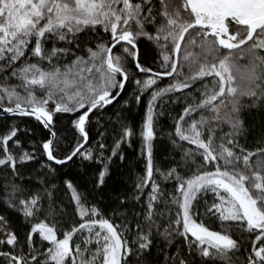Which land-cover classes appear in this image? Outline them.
I'll return each instance as SVG.
<instances>
[{"label": "snow or ice", "instance_id": "6c2138e0", "mask_svg": "<svg viewBox=\"0 0 264 264\" xmlns=\"http://www.w3.org/2000/svg\"><path fill=\"white\" fill-rule=\"evenodd\" d=\"M0 264H264V0H0Z\"/></svg>", "mask_w": 264, "mask_h": 264}, {"label": "trees", "instance_id": "16d2710c", "mask_svg": "<svg viewBox=\"0 0 264 264\" xmlns=\"http://www.w3.org/2000/svg\"><path fill=\"white\" fill-rule=\"evenodd\" d=\"M138 152H139V144L134 145V147L132 149H128V159L133 164L137 159ZM72 168H73L74 172L79 171L78 163H77V165H73Z\"/></svg>", "mask_w": 264, "mask_h": 264}]
</instances>
